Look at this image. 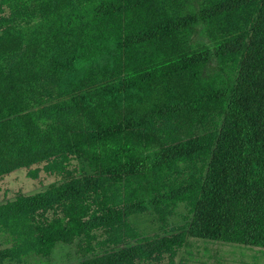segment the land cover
I'll list each match as a JSON object with an SVG mask.
<instances>
[{
  "label": "trees",
  "instance_id": "obj_1",
  "mask_svg": "<svg viewBox=\"0 0 264 264\" xmlns=\"http://www.w3.org/2000/svg\"><path fill=\"white\" fill-rule=\"evenodd\" d=\"M183 8L182 0H0V175L45 159V169L54 170L68 155L92 167L91 174L0 205V226L13 233L19 219L59 211L22 236L37 255L48 257L56 243L95 229L106 230L105 243L118 249L76 264H132L172 252L188 236L264 248V0H212L199 12L220 32L215 56L239 65L234 79L188 46ZM111 51V83L60 88L68 105L43 108L57 123L41 130V109L32 110L38 90ZM188 111H216L222 121L214 135L176 149L135 118ZM199 155L208 156L203 177L165 192L158 180L137 183L117 207L120 180ZM175 202H187L191 217L171 236L141 237L125 219L149 204L162 219ZM128 241L134 245L123 249ZM11 254L0 250V258Z\"/></svg>",
  "mask_w": 264,
  "mask_h": 264
},
{
  "label": "rangeland",
  "instance_id": "obj_2",
  "mask_svg": "<svg viewBox=\"0 0 264 264\" xmlns=\"http://www.w3.org/2000/svg\"><path fill=\"white\" fill-rule=\"evenodd\" d=\"M184 4L185 28L181 33L188 46L197 52L206 53L211 64L222 66L230 78L234 79L239 65L237 62H222L215 56V49L219 43L220 32L213 24H208L199 18V12L206 10L212 0H182ZM113 51L99 56L93 63L79 66L73 72H66L56 75L47 81L43 88L39 89L32 105V110L41 109L36 113V122L46 128L48 124H55L56 119L48 118L43 108H47L61 100L68 105V95L59 89L72 91L80 83L90 88L99 87L111 83L113 77ZM108 68V70H107ZM108 79V80H107ZM58 88V89H57ZM49 95H45L46 93ZM137 114L135 117L139 122L147 124L155 132L157 139L163 146L178 145L186 143L194 136L214 135L220 127L222 118L216 112H185L180 116H164L147 120L148 116ZM185 151V149H184ZM169 152L176 157H181L185 152ZM51 159L18 167L11 172L0 175V205L14 200L20 195H30L42 192L69 181L72 178H79L92 173V167L78 156L68 155L60 163H57L54 170H46V164ZM59 160V159H58ZM208 162V156H191L173 162V166L156 174H145L134 176L127 180H120L117 183L119 201L117 207L123 205L124 195H129L131 189L137 184H144L149 180H158L162 192L169 190L171 186H178L181 182L190 177H203ZM52 168V165H51ZM159 208V207H158ZM166 206H160L161 211ZM61 214L57 209L47 210L43 214L32 215L31 218L19 219L13 233L11 227L0 226V250H10L12 254L7 258H0V264H76L83 260L84 255L92 256L107 250H116L105 243L108 240V233L104 229H95L89 236H81L70 243L58 242L48 257L37 255L31 241L22 236H32L33 224L38 221L51 219ZM191 217L190 206L187 202H175L164 209V216L161 219L152 204L141 211L128 215L125 219L133 227L137 234L143 236L159 237L171 236L176 229L185 224ZM111 221H115L111 218ZM17 235L23 241H17ZM21 243V244H20ZM134 245L128 241L123 249ZM109 247V248H108ZM81 248V249H80ZM132 264H264V248L246 246L235 243H224L210 241L188 236L181 246L172 252H163L152 258H133Z\"/></svg>",
  "mask_w": 264,
  "mask_h": 264
}]
</instances>
